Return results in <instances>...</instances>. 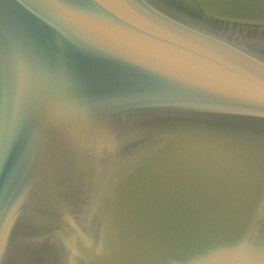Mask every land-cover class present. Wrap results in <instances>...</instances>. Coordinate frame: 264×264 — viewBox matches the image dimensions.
<instances>
[{"label":"water","instance_id":"obj_1","mask_svg":"<svg viewBox=\"0 0 264 264\" xmlns=\"http://www.w3.org/2000/svg\"><path fill=\"white\" fill-rule=\"evenodd\" d=\"M0 264H264V0H0Z\"/></svg>","mask_w":264,"mask_h":264},{"label":"snow or ice","instance_id":"obj_2","mask_svg":"<svg viewBox=\"0 0 264 264\" xmlns=\"http://www.w3.org/2000/svg\"><path fill=\"white\" fill-rule=\"evenodd\" d=\"M3 238V233L2 232H0V239H2Z\"/></svg>","mask_w":264,"mask_h":264}]
</instances>
